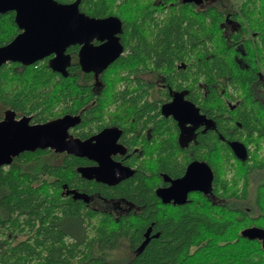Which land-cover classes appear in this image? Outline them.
Returning a JSON list of instances; mask_svg holds the SVG:
<instances>
[{"label":"trees","instance_id":"16d2710c","mask_svg":"<svg viewBox=\"0 0 264 264\" xmlns=\"http://www.w3.org/2000/svg\"><path fill=\"white\" fill-rule=\"evenodd\" d=\"M78 8L89 16L116 14L121 38L137 36L130 41L138 44L134 56L141 60L170 68L184 62L176 74L184 81L191 75L195 93L197 78L207 81L203 108L212 125L206 154H195L213 172L211 193L159 203L138 166L131 177L104 188L135 206L114 216L85 209L63 192V185L77 187L80 180L74 155L23 151L0 166V264H264L260 241L240 234L246 226L264 227V104L255 97L260 92L254 94L257 75H264V0H80ZM17 31L14 12L0 13V45ZM74 66L63 76L46 59L1 64L0 119L12 111L43 122L60 113L54 108L61 101L72 105ZM239 91L245 96L230 108L222 95L234 101ZM161 128L171 130L169 120ZM232 139L246 146L244 160L234 156ZM173 145L161 138L160 167L178 174L183 166ZM147 227L150 236L139 248ZM123 240L131 254L110 257Z\"/></svg>","mask_w":264,"mask_h":264},{"label":"flooded vegetation","instance_id":"af4514ba","mask_svg":"<svg viewBox=\"0 0 264 264\" xmlns=\"http://www.w3.org/2000/svg\"><path fill=\"white\" fill-rule=\"evenodd\" d=\"M203 3L204 1L200 4ZM107 16L117 17L116 14L109 13V11L102 14L96 11V14L93 15L95 18ZM19 31L20 29L17 33ZM121 33L122 30L115 32L109 38L95 36L89 42L91 46H104L105 53H115L120 47L113 60L100 70H83L78 56L82 44L75 43L66 48L65 52L70 56V64L71 62L75 64L74 70L77 74L74 83L76 97L73 101H70L72 105L61 101V104L54 108L55 111L60 113L50 119L63 115L75 116L77 118L76 123L68 128V132L73 138L92 146L93 151L96 153H108L109 158L114 163L129 167L133 173L139 166L148 184L154 185V193L158 202L164 203L161 197L156 194L158 188L166 187L171 180L180 177L188 163L192 161L206 162L203 156L207 152L206 140L209 128L212 125L210 117L204 111L206 109L203 108V105L206 104L204 98L208 92V83L199 76L196 85L200 89V94L199 92L195 93L194 78L188 74L186 81H184L176 74L179 68L185 69L187 67L184 62L178 64L175 61V67L170 68L152 64L153 60L150 58L141 60L134 56V49L138 44L130 41L137 36L129 35L126 40V36L121 38ZM113 36L117 38L114 39ZM51 56H46L41 60L46 59L49 61ZM189 61L192 62L193 60L190 59ZM70 64L67 67V72ZM255 81L254 94L260 92L259 96L255 95V97H260L264 104V75H257ZM82 88H87L86 92ZM177 95H180L186 101L192 102L198 108L199 113L209 119V122L179 124L172 115L163 114L162 105L171 101ZM222 96L226 104L233 108L245 94L239 91L236 93L237 97L234 101L228 100L224 97L225 95ZM164 120H169L171 130H162L161 125ZM30 123L37 122H32L30 118ZM161 138L171 139L174 142L172 146L174 158L180 161L183 166L178 174H169L162 171L160 167L163 153ZM79 146L77 151H81L82 146ZM195 150L202 151L203 156L196 155ZM62 153L70 154L66 151ZM74 156L77 158L75 169L80 180L77 187L63 185V192L65 193L67 189H73L80 197L73 198L72 194L69 193H65L66 195L79 200L81 206L85 209L99 210L114 216H120L135 207L124 200L121 195L104 193L105 187L115 186L131 177L133 173L119 179L116 183L103 182L95 175L85 176L79 171L82 167L98 166V160L83 155ZM118 175L119 173H116V176ZM192 192L194 191L187 194V199ZM197 192L207 197L211 193ZM165 203L177 204L173 203L172 200ZM150 231L148 236H150ZM144 238L143 233V240ZM122 244V248H126H124V253L129 256L131 252L128 243L123 240ZM114 249L112 248L110 251Z\"/></svg>","mask_w":264,"mask_h":264},{"label":"water","instance_id":"95a60500","mask_svg":"<svg viewBox=\"0 0 264 264\" xmlns=\"http://www.w3.org/2000/svg\"><path fill=\"white\" fill-rule=\"evenodd\" d=\"M79 1L0 0V13L14 11V21L20 29L9 42L0 46V65L8 61L30 65L52 55L48 61L51 69L66 76L70 56L65 50L69 45L79 43L82 45L78 56L83 70L104 68L113 60L120 47L115 53H105L104 46H91L89 42L95 36L109 38L115 32H120L121 21L116 16H89L79 10ZM181 1L200 4L206 0ZM162 112L172 115L179 124L209 122L192 102L184 100L180 95L164 103ZM76 121L75 116L63 115L44 122L30 123V116L16 117L12 111H6L0 119V166L9 164L13 157L23 151L50 148L55 152L66 151L98 160V166L82 167L79 171L85 176L95 175L103 182L116 183L133 173L129 167L114 163L108 153H96L92 146L73 138L68 128ZM228 144L238 159L244 160L247 157V150L242 142L231 140ZM79 145L82 146L81 151H77ZM116 173L119 175L116 176ZM212 179L213 172L208 163L192 161L187 164L180 177L171 180L168 186L158 188L156 194L164 203L172 200L173 203L182 204L191 191L211 192ZM65 193L72 194L73 198L80 197L73 189H67ZM149 231L148 227L139 248L148 240ZM240 234L248 239L259 240L264 249V227L246 226L241 229Z\"/></svg>","mask_w":264,"mask_h":264},{"label":"rangeland","instance_id":"374dc122","mask_svg":"<svg viewBox=\"0 0 264 264\" xmlns=\"http://www.w3.org/2000/svg\"><path fill=\"white\" fill-rule=\"evenodd\" d=\"M206 1H209V0H206ZM123 247V244L121 243L119 246H117V248H115L114 250L110 251L109 252V256L112 257V258H117V259H122V258H126L128 257V255H126L124 253V248ZM126 249V248H125Z\"/></svg>","mask_w":264,"mask_h":264}]
</instances>
